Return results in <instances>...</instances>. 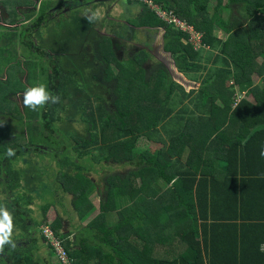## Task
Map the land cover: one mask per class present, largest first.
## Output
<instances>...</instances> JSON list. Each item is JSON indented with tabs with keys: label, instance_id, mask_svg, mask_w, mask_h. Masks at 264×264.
Wrapping results in <instances>:
<instances>
[{
	"label": "trees",
	"instance_id": "obj_1",
	"mask_svg": "<svg viewBox=\"0 0 264 264\" xmlns=\"http://www.w3.org/2000/svg\"><path fill=\"white\" fill-rule=\"evenodd\" d=\"M143 3L129 24L163 29V50L198 87L186 92L148 50L127 43L118 57L116 42L99 36L92 79L109 98L82 102L86 137L59 127L84 71L64 66L34 35L56 4L42 1L19 31L0 28V205L16 235L0 264H50L37 253L43 245L58 258L55 240L69 264H264V0H153L192 26L199 48ZM2 4L7 23L20 20L15 1ZM17 55L59 103L21 112L13 98L28 85L22 61L12 63ZM249 77L257 79L250 98L238 100L235 87ZM44 160L56 164L54 188ZM21 164L30 176L32 167L34 189L22 186ZM94 186L99 213L81 225L94 209Z\"/></svg>",
	"mask_w": 264,
	"mask_h": 264
},
{
	"label": "rangeland",
	"instance_id": "obj_2",
	"mask_svg": "<svg viewBox=\"0 0 264 264\" xmlns=\"http://www.w3.org/2000/svg\"><path fill=\"white\" fill-rule=\"evenodd\" d=\"M30 0H24V3H27ZM140 8V7H139ZM120 11V9H119ZM0 12H3V9L1 8L0 5ZM29 12V11H27ZM2 14V13H0ZM24 15V14H23ZM63 15L59 14V16ZM55 16V14H54ZM57 16V15H56ZM129 15L127 14V17ZM26 17V16H25ZM67 16H62L60 21L62 20V23L56 26H53V29L56 30L57 32H52L51 29L49 28L47 31L41 30L37 32L35 35L37 42L39 45L42 47L46 48L51 54L60 57L62 63L66 67H73L76 66L82 68L84 71V75L81 74V85L80 87H71L70 88V93L71 97L67 103L66 110L63 113L64 120L59 124L60 129L64 132L69 134L71 131L74 132V135H78L80 137H86L88 132H87V123L82 119L81 115L83 110V104L82 102L85 101L86 99H91L94 101V95H102L107 98H109L108 94L101 89L97 84L93 81L92 79V74L95 72H98L100 65L95 64L97 63L94 57V48L96 45L95 40L99 36H109L116 42L115 46V51L118 54V57H121L122 52H123V46L126 45L127 43L129 44V47L131 46V50L135 51V49H145L148 50L151 54H153V57L156 59V61H159L169 72L171 79L182 86L186 92L190 91V89H197L198 84H192L186 80L184 75L180 72L177 71L175 67V62L174 60L170 57V54L167 52H164V50L161 48V40L160 36L163 33V29H158L157 31H154V29H138L134 27L133 25H130V21L128 20V23L125 20H121L119 15H116L113 19H107L103 20L101 18L100 23H95L94 25H89L88 21H85L86 23L82 22L84 16L82 14H75L70 18V15L68 19ZM55 19V18H54ZM126 19V18H125ZM17 22V21H16ZM28 21H18L16 23L17 28L23 24L27 23ZM58 22V21H57ZM0 26H5L3 23H1L0 19ZM8 27V26H5ZM16 28L17 31H19ZM5 29H15V28H5ZM87 40V44H86ZM94 41V42H93ZM54 43L51 45L52 47H48L51 43ZM59 43L60 47L62 48H67V50H63L66 52H62L60 50V47L58 44L56 45L55 43ZM93 42V43H91ZM71 43H76V45L71 46ZM47 46V47H46ZM52 50H50V49ZM206 49V48H204ZM81 50V51H80ZM20 52V50H19ZM84 55L87 58H84ZM20 56V57H18ZM89 57V59H88ZM22 61V68L24 71V74L20 76V81L22 83H25L30 86H35L36 83L32 82L31 76H30V69L32 68V65H27L26 62L24 61V58L22 55H17L15 59H13L12 63L16 61ZM5 60L1 59V62L3 63ZM155 60L151 61V65H155ZM95 65L92 69L91 67ZM211 65V62L209 61L206 64V67H209ZM7 67V64L3 66L2 68V74H0V77L2 80L5 79L4 74H5V69ZM41 81H45V79H42ZM244 83L242 85L239 84L235 87V95L237 96L238 100L241 98L248 99L247 96H245L246 90L251 87L252 84H255L257 79L255 77H249L248 80L243 79ZM14 101L17 102L19 105V108L21 112L24 114L25 111V106L23 105V94H17L14 96ZM188 102V99L184 100V103ZM190 107L192 105L189 104ZM32 159V158H31ZM35 163V161L33 162ZM44 163H48L47 167H52V173L46 177V182L50 183V186L54 188L56 186V183L53 181V174L55 173V162H47L44 160L41 162L43 165ZM21 167L22 170H26V164ZM128 166V165H127ZM126 166V167H127ZM129 167V166H128ZM125 169V168H124ZM32 167H31V176L29 175V171L27 169L26 174L23 175L22 177V186H27V188H33L31 187V182L35 181V178L32 175ZM135 183V182H134ZM132 183V184H134ZM136 184V183H135ZM22 189H25V188ZM25 189V190H28ZM34 189V188H33ZM98 189L99 187L94 186V190H90V195L88 196L89 199L92 201L94 209L91 211V213L86 216L83 220H81L79 223L81 225H86L88 221L92 218H94L98 213L100 209V202L101 198L100 195L98 194ZM58 192H56L57 195ZM61 195L59 194V197ZM191 204V202H190ZM71 215L74 213L72 211H69ZM58 214V211L51 208L49 211H47V216L50 217V219L56 217ZM73 217V216H72ZM66 226L68 225L67 222ZM65 227L64 229H66ZM14 235V234H13ZM16 235L12 237L15 238ZM39 256L45 259V261H50V264H56L59 259L51 256L49 253V249L47 246L40 245V249L38 250L37 253Z\"/></svg>",
	"mask_w": 264,
	"mask_h": 264
},
{
	"label": "crops",
	"instance_id": "obj_3",
	"mask_svg": "<svg viewBox=\"0 0 264 264\" xmlns=\"http://www.w3.org/2000/svg\"><path fill=\"white\" fill-rule=\"evenodd\" d=\"M3 1H7V0H0V5H1V8L3 9V12H0L2 13L0 14V19H1V23H3V25L8 26V27L0 26V28L1 27L4 29L5 28H15V29H12L13 31H17L16 23L18 21L21 22L23 21V19H25V21H28L27 23H23L20 26V28L24 25L30 24L31 20H33L39 14L42 1H51L52 3L56 4V7H54L53 9H50L51 13L53 14L50 20L51 22L47 26L39 30V31L41 30L47 31L50 28L52 32H57L56 30L53 29V26L54 25L57 26L59 22H60L59 23L60 25L62 23V20L60 21V19L62 18V16H65V15L67 16V18L65 19L69 20L75 14H78V13L82 14L84 16L82 22L86 23L85 21H88L89 25H93L94 22L100 23L101 18L103 20L113 19L116 15H119L121 20L123 19L128 23V20L136 18L143 8L142 6L143 3H141L140 1H136V0H30L32 1V4L28 2L24 3V0H13L16 3L15 9H16L17 14L20 17V20L14 23H7L6 22L7 14L2 4ZM62 12H63V15L59 16V14H62ZM93 14H95V18L90 20L89 17L93 16ZM127 14L129 15L128 17H127ZM69 15H70V18H68ZM20 28L18 27L17 29L20 30ZM138 29H143V28H138ZM145 29H154V31H157L160 28H145ZM39 31L36 30L34 35H36L37 32ZM163 33L160 36L161 41L163 40ZM53 44L54 43L52 42L48 47H52L51 45ZM55 44L56 45L58 44V46L60 47L58 42ZM86 44H87V40H86ZM70 45L73 46V45H76V43H71ZM67 48L68 47H66L65 49L60 47V50L62 52H66L63 50H67ZM19 50L21 51V48ZM18 52L19 51H17V53ZM5 65L6 63H2L0 66V69L2 70L3 66Z\"/></svg>",
	"mask_w": 264,
	"mask_h": 264
},
{
	"label": "clouds",
	"instance_id": "obj_4",
	"mask_svg": "<svg viewBox=\"0 0 264 264\" xmlns=\"http://www.w3.org/2000/svg\"><path fill=\"white\" fill-rule=\"evenodd\" d=\"M136 1H140L141 3L144 2L142 0H136ZM94 18H95V14L89 17L90 20ZM190 27L192 28V26ZM59 102H60L59 95H54L51 92H49L45 84H37L35 86H30L23 93V105L34 111L44 107L48 103L57 104ZM7 155L14 156L15 150L9 148L7 150ZM261 155L264 156V149H262ZM13 228L14 225H13V217L11 212L5 206L0 205V253L4 251L6 245H10L11 248L13 249L16 247V244L12 239Z\"/></svg>",
	"mask_w": 264,
	"mask_h": 264
},
{
	"label": "built area",
	"instance_id": "obj_5",
	"mask_svg": "<svg viewBox=\"0 0 264 264\" xmlns=\"http://www.w3.org/2000/svg\"><path fill=\"white\" fill-rule=\"evenodd\" d=\"M142 1H144L146 3H149L150 6L154 9V12L163 21H165L168 24L172 23L174 26L180 28L182 31L188 32L189 33V37H190L189 38L190 39L189 42H191L194 45V47L198 48L200 46V43L198 41L199 36L195 33L193 28H191L187 24L183 23L173 13L166 12V11L162 10L159 6L153 4V0H142ZM44 233L48 234L49 237L51 238V233L47 229H44ZM53 246L56 247L59 255L61 254L60 256H58V258L61 260L62 264H69L68 258L66 257V255L64 253H62V248H61L60 244L56 240L53 241Z\"/></svg>",
	"mask_w": 264,
	"mask_h": 264
},
{
	"label": "water",
	"instance_id": "obj_6",
	"mask_svg": "<svg viewBox=\"0 0 264 264\" xmlns=\"http://www.w3.org/2000/svg\"><path fill=\"white\" fill-rule=\"evenodd\" d=\"M161 43H162V44H161V48L163 49V40L161 41ZM170 57H171V56H170Z\"/></svg>",
	"mask_w": 264,
	"mask_h": 264
}]
</instances>
